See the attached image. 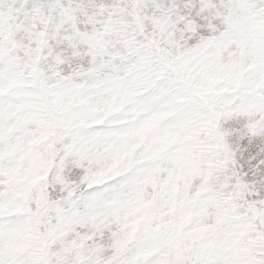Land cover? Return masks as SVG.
I'll return each instance as SVG.
<instances>
[{"label":"snow or ice","instance_id":"6c2138e0","mask_svg":"<svg viewBox=\"0 0 264 264\" xmlns=\"http://www.w3.org/2000/svg\"><path fill=\"white\" fill-rule=\"evenodd\" d=\"M0 264H264V0H0Z\"/></svg>","mask_w":264,"mask_h":264}]
</instances>
